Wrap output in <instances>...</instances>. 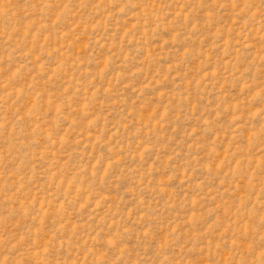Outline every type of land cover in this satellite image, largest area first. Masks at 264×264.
<instances>
[{
  "label": "rangeland",
  "instance_id": "obj_1",
  "mask_svg": "<svg viewBox=\"0 0 264 264\" xmlns=\"http://www.w3.org/2000/svg\"><path fill=\"white\" fill-rule=\"evenodd\" d=\"M0 264H264V0H0Z\"/></svg>",
  "mask_w": 264,
  "mask_h": 264
}]
</instances>
